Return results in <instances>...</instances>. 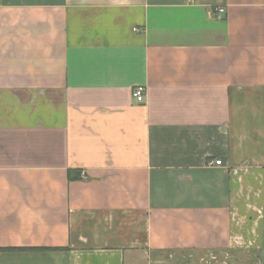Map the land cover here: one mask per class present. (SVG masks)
I'll return each instance as SVG.
<instances>
[{
    "label": "crops",
    "instance_id": "0c3cea01",
    "mask_svg": "<svg viewBox=\"0 0 264 264\" xmlns=\"http://www.w3.org/2000/svg\"><path fill=\"white\" fill-rule=\"evenodd\" d=\"M0 264H264V0H0Z\"/></svg>",
    "mask_w": 264,
    "mask_h": 264
},
{
    "label": "built area",
    "instance_id": "2783aa9c",
    "mask_svg": "<svg viewBox=\"0 0 264 264\" xmlns=\"http://www.w3.org/2000/svg\"><path fill=\"white\" fill-rule=\"evenodd\" d=\"M220 12H223L224 9L221 8L219 9ZM133 97L138 101V102H143L145 100V97H146V91H145V87L144 86H136L134 89H133ZM215 164H218L220 165L222 163V160H216L214 161Z\"/></svg>",
    "mask_w": 264,
    "mask_h": 264
}]
</instances>
